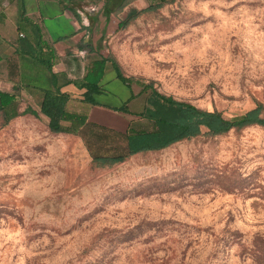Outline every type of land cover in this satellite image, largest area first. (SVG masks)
Listing matches in <instances>:
<instances>
[{"label": "rangeland", "instance_id": "obj_1", "mask_svg": "<svg viewBox=\"0 0 264 264\" xmlns=\"http://www.w3.org/2000/svg\"><path fill=\"white\" fill-rule=\"evenodd\" d=\"M105 46L129 84L229 119L264 113V0H166ZM128 97L108 71L96 102ZM92 158L43 118L0 122V264H264V128Z\"/></svg>", "mask_w": 264, "mask_h": 264}, {"label": "crops", "instance_id": "obj_2", "mask_svg": "<svg viewBox=\"0 0 264 264\" xmlns=\"http://www.w3.org/2000/svg\"><path fill=\"white\" fill-rule=\"evenodd\" d=\"M165 1L0 0V95L11 100L0 111V122L34 113L48 121L40 107L49 100L53 111L82 118L76 130L67 134L79 136L93 157L125 156L129 135L155 130L154 122L142 116L152 93L142 85L129 84L126 111H120L96 102L104 94L108 71L113 70L115 80L125 86L110 61L105 62L98 89L91 94L93 104L84 101L85 77L93 63L108 59L106 39L120 29L129 10ZM60 125L71 128L68 121Z\"/></svg>", "mask_w": 264, "mask_h": 264}, {"label": "trees", "instance_id": "obj_3", "mask_svg": "<svg viewBox=\"0 0 264 264\" xmlns=\"http://www.w3.org/2000/svg\"><path fill=\"white\" fill-rule=\"evenodd\" d=\"M162 3L151 5L143 10H129L120 23V29L125 28L130 21L135 19L142 12L154 10ZM106 61H110L112 64L117 78L125 85L129 86L128 80L121 74L118 65L112 59L108 58L104 61L101 60L97 63H93L85 77V84L83 85L86 88L84 101L88 103L93 104L91 94L98 89V83L101 79ZM142 87L144 91L150 90V92L156 96H153L150 100L151 108L155 110V113L148 115L145 111L142 115L154 122L155 130L148 133L140 132L129 135L127 137L128 152L125 156L104 158L93 157L92 160L97 163V166L110 167L124 161L130 156L161 151L179 142L194 139L201 134L215 137L224 135L233 129L240 130L250 126L264 128V113L260 106H257L240 116L229 119L224 117L219 111L203 110L189 103L176 101L171 97L164 96L158 93L155 89H152L150 85H142ZM155 98H157L158 101H156ZM10 102V97L1 94L0 111ZM124 106L119 110L126 111ZM40 113L48 120V130L55 134L74 132L77 126L82 123L81 117L68 115L64 111H53V105L49 100H44L42 102ZM33 115L38 117L36 113ZM62 121L70 122L71 128H63L60 125Z\"/></svg>", "mask_w": 264, "mask_h": 264}, {"label": "clouds", "instance_id": "obj_4", "mask_svg": "<svg viewBox=\"0 0 264 264\" xmlns=\"http://www.w3.org/2000/svg\"><path fill=\"white\" fill-rule=\"evenodd\" d=\"M26 167H27V165H24L23 167H12V168H8L6 171H8V172L23 171L24 168H26ZM5 235H6L7 239H12L13 236L18 235V232L12 233L11 235H9L7 232H5Z\"/></svg>", "mask_w": 264, "mask_h": 264}]
</instances>
